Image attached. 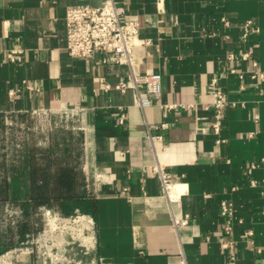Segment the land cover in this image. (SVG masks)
I'll return each mask as SVG.
<instances>
[{"label": "crops", "instance_id": "crops-1", "mask_svg": "<svg viewBox=\"0 0 264 264\" xmlns=\"http://www.w3.org/2000/svg\"><path fill=\"white\" fill-rule=\"evenodd\" d=\"M105 1L0 0V116L81 113L98 264H264V80L253 78V62L264 74V0H115L150 42L136 50L140 73L162 76L144 110L136 91L104 89L126 65L67 53V9ZM248 23L258 31L245 37ZM214 80L231 104L218 134Z\"/></svg>", "mask_w": 264, "mask_h": 264}, {"label": "rangeland", "instance_id": "rangeland-1", "mask_svg": "<svg viewBox=\"0 0 264 264\" xmlns=\"http://www.w3.org/2000/svg\"><path fill=\"white\" fill-rule=\"evenodd\" d=\"M82 122L81 113L70 110L0 116V180L21 167L27 147L46 149L60 141L62 154L70 148L73 155L82 153ZM77 162L82 171L81 157ZM83 175L88 188L89 177ZM40 217L42 230L21 239L19 221L23 217L19 204L0 206V251L5 244L12 245L0 252V264H98L92 215L77 210L66 216L56 209L42 208Z\"/></svg>", "mask_w": 264, "mask_h": 264}, {"label": "built area", "instance_id": "built-area-1", "mask_svg": "<svg viewBox=\"0 0 264 264\" xmlns=\"http://www.w3.org/2000/svg\"><path fill=\"white\" fill-rule=\"evenodd\" d=\"M67 45L66 50L70 57L77 59H91L98 64H124L128 68L125 79L115 85H105V90L112 89L121 93L134 90L137 93L138 106L141 109L150 107L154 100L159 98L162 92V76L158 73L142 74L139 71L140 61L137 48L148 45L149 40H143L140 36L141 26L136 20L127 18L125 6L119 5L115 0H106L99 7L89 5L70 6L66 11ZM248 23L245 28V37L255 30ZM247 59L249 54L242 56ZM7 58L12 63L21 62V52L11 51ZM235 55H230L229 60H235ZM255 74L254 79L264 80V74L257 72V63L253 62ZM234 72V70H232ZM216 80L210 84V89L216 93L213 103L215 110L213 129L218 134L221 130L222 121L226 110L231 105L226 98L225 92L215 88ZM141 87L145 88L146 95H142ZM176 106H163L166 110L174 109ZM48 113V112H45ZM126 115L121 114L120 122H125ZM154 141V137L150 136ZM254 167V166H253ZM162 186L168 192L171 185V177L158 171ZM255 185V182H252ZM221 214L225 218L224 232L230 236L234 230L235 212L232 204L223 202ZM186 223V222H185ZM246 236H253L248 231ZM229 244H224L227 248ZM235 261L231 257V264Z\"/></svg>", "mask_w": 264, "mask_h": 264}, {"label": "trees", "instance_id": "trees-1", "mask_svg": "<svg viewBox=\"0 0 264 264\" xmlns=\"http://www.w3.org/2000/svg\"><path fill=\"white\" fill-rule=\"evenodd\" d=\"M62 150L60 141L46 149L27 147L21 167L0 180V206L17 203L22 211L21 239L42 230V208L56 209L66 216L79 210L95 218L96 198L88 190L77 162L82 153L73 155L70 148L62 154ZM11 247L5 244L1 251Z\"/></svg>", "mask_w": 264, "mask_h": 264}]
</instances>
